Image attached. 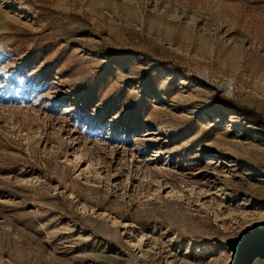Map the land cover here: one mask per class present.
<instances>
[{
	"label": "rangeland",
	"instance_id": "374dc122",
	"mask_svg": "<svg viewBox=\"0 0 264 264\" xmlns=\"http://www.w3.org/2000/svg\"><path fill=\"white\" fill-rule=\"evenodd\" d=\"M262 220L264 0H0V264H227Z\"/></svg>",
	"mask_w": 264,
	"mask_h": 264
},
{
	"label": "water",
	"instance_id": "95a60500",
	"mask_svg": "<svg viewBox=\"0 0 264 264\" xmlns=\"http://www.w3.org/2000/svg\"><path fill=\"white\" fill-rule=\"evenodd\" d=\"M225 246L231 254L227 264H252L257 258L264 260V220L227 239Z\"/></svg>",
	"mask_w": 264,
	"mask_h": 264
},
{
	"label": "built area",
	"instance_id": "2783aa9c",
	"mask_svg": "<svg viewBox=\"0 0 264 264\" xmlns=\"http://www.w3.org/2000/svg\"><path fill=\"white\" fill-rule=\"evenodd\" d=\"M216 79L221 80L222 84L220 85L219 89H221L222 91L228 92L230 94L237 92L235 84L229 78L223 75H217Z\"/></svg>",
	"mask_w": 264,
	"mask_h": 264
},
{
	"label": "trees",
	"instance_id": "16d2710c",
	"mask_svg": "<svg viewBox=\"0 0 264 264\" xmlns=\"http://www.w3.org/2000/svg\"><path fill=\"white\" fill-rule=\"evenodd\" d=\"M220 101V103L221 104H223V105H228V106H232V107H234V108H236V109H240V108H238L236 105H234V104H231L230 102H226V101H221V100H219ZM241 112L242 113H244L245 115H247L249 118H255V117H257L253 112H249V111H247V110H245V109H241ZM248 113V114H247Z\"/></svg>",
	"mask_w": 264,
	"mask_h": 264
},
{
	"label": "bare ground",
	"instance_id": "6f19581e",
	"mask_svg": "<svg viewBox=\"0 0 264 264\" xmlns=\"http://www.w3.org/2000/svg\"><path fill=\"white\" fill-rule=\"evenodd\" d=\"M257 260V259H256ZM262 262V261H261ZM256 263V261L254 262V263H252V264H255Z\"/></svg>",
	"mask_w": 264,
	"mask_h": 264
}]
</instances>
